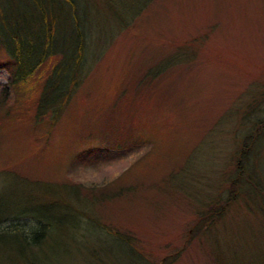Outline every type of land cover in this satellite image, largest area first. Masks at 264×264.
<instances>
[{
    "label": "rangeland",
    "instance_id": "obj_1",
    "mask_svg": "<svg viewBox=\"0 0 264 264\" xmlns=\"http://www.w3.org/2000/svg\"><path fill=\"white\" fill-rule=\"evenodd\" d=\"M146 1L82 0L88 61L55 120H36L35 105L70 50L13 87L0 45V200L34 193L35 206H63L96 225L52 234L29 257L0 248V264H127L100 230L129 236L147 264H264V138L242 162L243 185L230 187L264 119V107L253 113L264 101V0ZM9 2L24 8L0 6ZM227 196L224 216L203 225L208 205ZM5 219L28 236L36 223Z\"/></svg>",
    "mask_w": 264,
    "mask_h": 264
},
{
    "label": "trees",
    "instance_id": "obj_2",
    "mask_svg": "<svg viewBox=\"0 0 264 264\" xmlns=\"http://www.w3.org/2000/svg\"><path fill=\"white\" fill-rule=\"evenodd\" d=\"M19 2L24 8L18 10L17 13L11 7L10 2L7 7L0 6V45L8 52L14 63L15 69L11 82L13 87L27 85L44 61L47 59L50 61L55 55L61 52L64 54L70 50L67 56L68 62L64 64L61 61L53 68L35 105L36 120L50 115L51 119L55 120L61 109L70 101L88 61L85 60L84 55L86 40L81 29L82 25L79 24L83 22L81 16H83L84 3L82 0H19ZM139 6L140 9L143 7L142 4ZM25 7L28 9L25 10ZM126 9L133 8L126 7ZM66 24L71 25L69 31H63ZM263 107L264 101L254 104L253 113L262 112ZM259 120L261 121L254 124L253 130L246 137L239 153L238 177L230 183L232 190L237 192L239 179L243 185L245 170L243 164L252 155L256 158L264 138V119ZM261 163L260 166L264 167V162ZM248 185H252V181L248 182ZM12 199L14 201L8 203L0 200V248L7 247L10 251L13 249L22 257H29L28 254L37 247L47 244L45 242L52 234L66 237L67 233L75 230L90 234L96 228V225L89 222L86 217H81L66 207L44 203H38L35 206L34 193L27 198L22 196L18 200L17 198ZM232 202L233 198H228V196L226 201L224 199L213 200L208 205V210L200 215V220L204 221L203 225H210L217 216L223 217L225 210ZM27 203L33 204L30 207L24 206ZM26 215L31 216L36 222L35 225L29 226V236L25 234L26 230L21 228L20 223L10 222L3 226L4 220L2 219H19ZM100 231L108 234L112 243L124 249L127 264H147L141 260L143 258L138 259L134 256L135 251L131 250L132 240L129 236L116 232L113 237L110 232ZM174 261L175 258L168 257L158 264H173Z\"/></svg>",
    "mask_w": 264,
    "mask_h": 264
}]
</instances>
